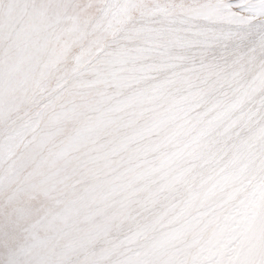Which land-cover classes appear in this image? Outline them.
<instances>
[{
  "label": "snow or ice",
  "instance_id": "1",
  "mask_svg": "<svg viewBox=\"0 0 264 264\" xmlns=\"http://www.w3.org/2000/svg\"><path fill=\"white\" fill-rule=\"evenodd\" d=\"M0 264H264V0H0Z\"/></svg>",
  "mask_w": 264,
  "mask_h": 264
}]
</instances>
